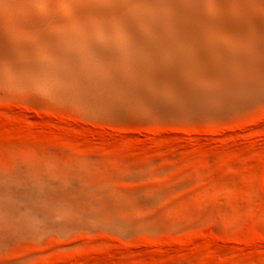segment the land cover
<instances>
[{
    "label": "rangeland",
    "instance_id": "374dc122",
    "mask_svg": "<svg viewBox=\"0 0 264 264\" xmlns=\"http://www.w3.org/2000/svg\"><path fill=\"white\" fill-rule=\"evenodd\" d=\"M25 197L95 222L19 235L4 205ZM0 264H264V103L110 121L0 89Z\"/></svg>",
    "mask_w": 264,
    "mask_h": 264
},
{
    "label": "bare ground",
    "instance_id": "6f19581e",
    "mask_svg": "<svg viewBox=\"0 0 264 264\" xmlns=\"http://www.w3.org/2000/svg\"><path fill=\"white\" fill-rule=\"evenodd\" d=\"M0 12V89L110 121L218 120L264 103V0H0ZM4 210L19 235L95 222L30 197Z\"/></svg>",
    "mask_w": 264,
    "mask_h": 264
}]
</instances>
